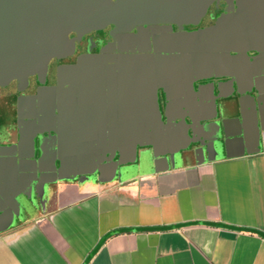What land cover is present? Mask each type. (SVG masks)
Listing matches in <instances>:
<instances>
[{
  "label": "flooded vegetation",
  "instance_id": "flooded-vegetation-1",
  "mask_svg": "<svg viewBox=\"0 0 264 264\" xmlns=\"http://www.w3.org/2000/svg\"><path fill=\"white\" fill-rule=\"evenodd\" d=\"M257 10L264 11V0H214L192 22L145 23L126 34L110 24L101 33L92 31L76 40L73 50L54 57L42 75L1 87L0 228L21 212L24 198L32 199L62 176L58 130L66 109L72 124L81 114L90 127L103 131L83 164L94 167L88 173L102 178L120 176L124 165L119 132L140 128V114L150 109L148 88L157 92L164 122L163 133L152 138L154 152H170L184 160L217 153L223 140L218 118L226 112L252 111L258 88L264 89V43L248 38L232 44L229 52L189 51L182 48L193 44L179 43L176 36L199 34L225 16L230 24L223 33L242 32ZM243 11L244 16H238ZM89 55L102 59L91 62L83 74L76 67ZM216 94L221 97L214 99ZM229 121L225 119L227 125ZM142 149L137 147V156ZM82 174L86 173L78 169L71 178Z\"/></svg>",
  "mask_w": 264,
  "mask_h": 264
},
{
  "label": "crops",
  "instance_id": "crops-1",
  "mask_svg": "<svg viewBox=\"0 0 264 264\" xmlns=\"http://www.w3.org/2000/svg\"><path fill=\"white\" fill-rule=\"evenodd\" d=\"M251 107L218 118L213 156L146 146L120 176L45 184L0 228V264H264V92Z\"/></svg>",
  "mask_w": 264,
  "mask_h": 264
},
{
  "label": "water",
  "instance_id": "water-1",
  "mask_svg": "<svg viewBox=\"0 0 264 264\" xmlns=\"http://www.w3.org/2000/svg\"><path fill=\"white\" fill-rule=\"evenodd\" d=\"M213 1L0 0V88L15 79L22 81L35 73L42 75L54 57L70 53L76 40L87 33H101L110 24L126 34L136 26L141 28L145 23L192 22L202 16ZM244 14L245 11L238 16L242 17ZM248 21V24L242 25V32L223 33L230 24V17L225 16L219 19L217 25L202 30L199 34H178L176 41L193 44L190 48H182L184 50L224 52H229L232 44L245 42L248 38L255 43H264V11L257 10L256 14L248 17ZM100 59L102 56H84L76 68L85 74V67ZM258 91L260 94L264 89L258 88ZM146 92L150 109L148 113L140 114V128L119 132L122 165L136 160L138 146L151 145L155 150L156 142L153 139L163 133L161 128L164 122L157 92L153 88H148ZM216 97L221 95L216 94L214 99ZM179 119L183 120V117ZM89 122L85 115L77 114L76 124H72L68 109L63 111L58 130L63 171L59 179L71 178V175L77 174L78 169L82 173L94 170V167L87 168L83 164L88 149L95 147L98 132L103 131L90 127ZM148 126H152L153 130ZM155 155L164 154L156 152ZM169 158L172 164L176 163L174 154ZM102 159H107V156ZM95 161L96 159L93 160L94 163Z\"/></svg>",
  "mask_w": 264,
  "mask_h": 264
}]
</instances>
